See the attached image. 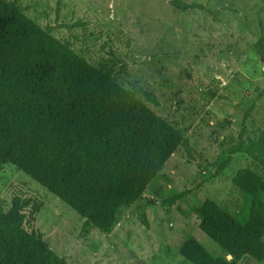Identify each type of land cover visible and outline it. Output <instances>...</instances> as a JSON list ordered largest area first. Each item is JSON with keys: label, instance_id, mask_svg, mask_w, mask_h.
Instances as JSON below:
<instances>
[{"label": "rangeland", "instance_id": "374dc122", "mask_svg": "<svg viewBox=\"0 0 264 264\" xmlns=\"http://www.w3.org/2000/svg\"><path fill=\"white\" fill-rule=\"evenodd\" d=\"M16 1L21 13L130 90L189 143L140 200L121 207L110 234L85 229L77 211L10 162L0 165V209L68 264H192L176 248L187 235L233 264H264L229 258L190 213L211 203L230 211L241 206L243 192L231 179L251 160L235 154L217 177L215 170L243 127L252 138L264 129V50L256 47L264 36V0H179L214 15L174 9L170 0ZM183 191L182 199L164 202Z\"/></svg>", "mask_w": 264, "mask_h": 264}, {"label": "trees", "instance_id": "16d2710c", "mask_svg": "<svg viewBox=\"0 0 264 264\" xmlns=\"http://www.w3.org/2000/svg\"><path fill=\"white\" fill-rule=\"evenodd\" d=\"M169 2L180 11L215 14L200 3ZM256 47L263 52L264 36ZM143 93L157 106L151 92ZM188 143L130 90L21 13L16 0H0V165L10 162L38 181L79 213L85 229L110 234L121 207L140 200ZM235 154L251 160L231 179L243 192L239 209L211 203L209 210L192 207L190 213L230 258L263 262L264 129L252 138L243 127L215 177ZM187 193L164 202L173 204ZM176 248L192 264H233L213 256L192 235ZM0 264L68 263L0 209Z\"/></svg>", "mask_w": 264, "mask_h": 264}, {"label": "water", "instance_id": "95a60500", "mask_svg": "<svg viewBox=\"0 0 264 264\" xmlns=\"http://www.w3.org/2000/svg\"><path fill=\"white\" fill-rule=\"evenodd\" d=\"M231 256H229V258H230Z\"/></svg>", "mask_w": 264, "mask_h": 264}]
</instances>
